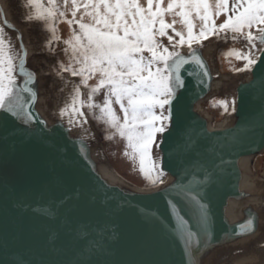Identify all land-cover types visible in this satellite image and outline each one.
I'll use <instances>...</instances> for the list:
<instances>
[{
    "label": "water",
    "instance_id": "1",
    "mask_svg": "<svg viewBox=\"0 0 264 264\" xmlns=\"http://www.w3.org/2000/svg\"><path fill=\"white\" fill-rule=\"evenodd\" d=\"M38 2L39 7L30 0H0L4 54L13 57L17 85L24 87L28 73L34 81L28 85L32 93H20L40 121L31 127L38 132L46 123L52 130L43 139L25 141L8 135L19 128L15 121L0 128V153H9L7 163H0V223L5 225L0 230V264L17 258L19 245L13 238L16 225L23 228L24 243L31 249L29 258L37 264H76L84 258L80 250L93 244L103 251L92 257V264H264V180H249L252 160L264 154V44L257 39L253 48L246 34L227 31L194 41L191 48L188 44L173 48L174 41L158 40L169 51L184 56L195 49L209 74L202 85L194 77L186 78V87L173 105V123L168 131L157 134L150 150V166H156L153 175L161 183L141 189L106 173L112 170L111 164L86 116L82 81L64 71L60 61L56 63L52 57L60 41L58 16L54 21H37L41 12L52 7L48 0ZM251 31L259 37L258 26ZM48 35V42L37 47V40ZM68 46L64 56L69 53ZM233 46L241 47L243 56L251 53L258 61L252 71H242L246 64L242 58L235 70L221 71L218 52ZM43 54L50 61L41 58ZM143 55L149 57L150 53ZM77 87L83 107L76 106L83 115L72 112ZM225 89L233 90L231 102L235 105L231 103L225 119L217 122L208 106L213 99H225L219 96ZM189 138L192 146L185 148ZM245 158L250 160L242 165ZM197 161L215 169L214 183L208 189L212 223L207 243L199 253L190 249L186 254L169 231L171 225L180 222L179 215L170 214L169 200L174 198L170 188L183 180L185 171ZM8 186L29 205L73 197L67 207L77 204L79 210L70 214L72 226L87 221V240L74 238L67 227H62L57 246L48 247L51 222L30 207L8 204L15 199ZM180 207L190 226H195L190 210L182 204ZM146 214L153 223L145 220ZM241 224L246 226L238 227Z\"/></svg>",
    "mask_w": 264,
    "mask_h": 264
},
{
    "label": "snow or ice",
    "instance_id": "2",
    "mask_svg": "<svg viewBox=\"0 0 264 264\" xmlns=\"http://www.w3.org/2000/svg\"><path fill=\"white\" fill-rule=\"evenodd\" d=\"M49 2L53 7L41 12L35 18L37 21H54L55 2L54 0ZM30 3L39 7L38 0H30ZM72 4L73 17L81 6L84 9L81 20L68 21L69 24L77 23L79 31L74 32L72 39L65 42L71 47L79 68L65 67L63 70L71 72L73 76H80L85 86L89 79L99 75L98 83L90 88L87 106L89 109L100 107L109 126L117 129L122 137L126 135L129 147L140 154L142 165L156 142L157 134H163L171 127L173 105L178 100V94L186 87V78L194 77L198 84L202 85L203 78L209 74L205 62L195 49L188 56H184L178 51H169L167 47L158 43L157 35L165 36L166 30L173 28L175 23V20L172 24L166 23L164 19L166 14L180 16L187 27L186 34L175 32L180 39L172 44L173 48L185 43L191 48L194 41L207 39L209 33L230 30L232 33L243 34L245 29H248L246 37L249 42H253V48L257 39L264 44V0H235L231 9L232 14L227 15V19L218 27L211 19L212 10L208 0H169L166 7L162 6L163 0H147L146 7L140 0H83L82 5L78 0H72ZM212 8L216 10L217 15L221 12L227 13L228 0H217ZM193 11L204 22L198 35L194 34V26L189 19ZM84 16L89 18V22H83ZM254 26H258L260 33L258 38L251 31ZM2 33L3 29H0V128H5L10 121H15L19 128H13L8 135L22 137L25 141L29 138L43 139L52 130L48 129L46 123L38 132L31 127L40 121L36 120L30 110L31 105L24 102L20 95L21 92L32 93V88L28 87L34 83L31 79L32 74H27L23 81L24 87L17 85L13 74L15 71L13 57L4 54ZM168 39L171 42L173 37L169 36ZM145 51L150 53L149 57L143 55ZM235 54L246 61L242 71H252L258 63L251 53L242 57L240 53ZM186 65L194 67L190 69L186 68ZM20 71L23 75V64ZM102 89L105 90L103 106L92 103L93 96ZM113 103L119 105L123 113V122L116 114ZM232 103L235 105V101ZM77 104L83 107L79 87L75 89L72 112L83 115ZM64 111L66 109L62 110V115ZM184 146L191 148V138ZM8 159V152L0 153V163L6 164ZM218 167L217 165L216 168ZM155 170V165L148 169L149 172ZM214 176V168L207 162L197 161L192 168L185 171L184 179L170 188L174 196L169 200L170 214L179 215L180 222L171 225L169 231L181 242L186 254L190 249L194 254H198L203 244L207 243L209 226L212 223L208 189L214 183ZM8 187L15 197L14 200L8 201V204L13 208L30 207L33 213L51 222L52 226L48 230V247L57 246L62 227H67L74 238L87 240L90 231L87 221H80L72 226L70 214L79 210L77 204L67 207L73 197L65 196L29 205L22 197L16 195L14 187ZM76 199H79V194ZM181 204L190 210L196 222L195 226H190V221L181 214ZM145 220L149 223L154 222L147 214ZM245 226L241 224L238 227ZM4 227L5 225L0 223V230ZM13 238L19 247L15 253L17 258L11 260L9 264H37L29 258L28 253L31 249L24 243V232L20 225L15 226ZM102 251L103 248L98 244L81 249L80 254L84 258L78 259L76 264H92V257Z\"/></svg>",
    "mask_w": 264,
    "mask_h": 264
},
{
    "label": "rangeland",
    "instance_id": "3",
    "mask_svg": "<svg viewBox=\"0 0 264 264\" xmlns=\"http://www.w3.org/2000/svg\"><path fill=\"white\" fill-rule=\"evenodd\" d=\"M49 2V0H48ZM50 3V2H49ZM51 4V3H50ZM56 4H58L55 7L56 14L58 16V20L63 19V15H60V13H63L64 9V1L63 0H56ZM53 7V5L51 4ZM51 7V8H52ZM89 22V18H83V22ZM24 25V24H22ZM59 25V24H58ZM255 27V26H254ZM79 31V26L77 23L69 24L66 22V24L61 23L60 26L57 27V33L59 37V42H57L54 46V50L52 53V57L55 59V62H59V65L62 68L65 67H74L79 68V64L75 62V59L73 57V53L71 50V47L68 46L69 53L67 56H64L65 52L67 51V45L65 42L67 40L72 39L73 33ZM30 34L27 35L29 37ZM48 36L42 39H40V42L37 40V45L42 47V44L44 42H48ZM66 37V39L64 38ZM30 40L35 41V39L31 38ZM29 40V41H30ZM53 41V39H52ZM49 48V47H48ZM45 51V50H43ZM64 56V57H63ZM243 56V55H242ZM241 56V57H242ZM41 58L45 60H49V56L46 57V54H43L40 56ZM51 57V58H52ZM53 59V62H54ZM221 63V70L222 72H229V70H233L234 68H237L238 61L230 59L227 61V64H224L222 58H220ZM50 66L53 68L54 66L50 64ZM71 73V72H70ZM80 77V76H79ZM81 81L82 78L80 77ZM99 75L94 76L93 78L89 79L87 82V86L85 87L84 92V109L86 116L88 117L89 121L91 122L92 126L96 130L99 138L101 147L105 153L106 158L108 159L109 163L111 164V168L125 181L132 184L133 186L141 189H152L157 187L160 183V181H157V176L153 175V171L149 172L148 169L151 168L150 166V153L145 158L143 165L141 164V158L140 154L136 152L133 148L129 147L128 140L126 135L121 136L117 129L111 128L109 124L106 122V118L104 117L103 113L100 110V107L88 108L89 103V92L90 88L95 86L98 83ZM219 96H225V99H213L221 101V105H216L214 107L212 114L214 121L221 122L225 119V115L227 114L230 106H231V100L233 99L234 92L232 89L226 90L224 92H220ZM105 99V90L102 89L100 92L95 94L92 98V103L96 105L103 106V101ZM113 108L118 116L121 117V122H123V113L121 112L119 105L113 103ZM209 109V108H208ZM109 138H105V137ZM249 166V177L250 181H260L261 179L264 180V154L258 155L255 157L251 164ZM160 178V177H158Z\"/></svg>",
    "mask_w": 264,
    "mask_h": 264
},
{
    "label": "crops",
    "instance_id": "4",
    "mask_svg": "<svg viewBox=\"0 0 264 264\" xmlns=\"http://www.w3.org/2000/svg\"><path fill=\"white\" fill-rule=\"evenodd\" d=\"M63 1H64V5H63L64 9L62 11L63 12V17H61L63 19H60L58 26H60V22L61 23L64 22V24H66V22H68L69 20H81V17L83 16V13H84L83 7L81 6L80 10L77 11L76 16L73 17L72 16V12H73V7L74 6L72 4V0H67V3H65V0H63ZM54 2H55V5L57 6L58 4H56V0H54ZM78 2L81 3V5H82L83 0H78ZM168 2H169V0H163L162 6L166 7ZM140 3L143 6H145V7L147 6V0H140ZM208 3L210 5V9L212 10L211 19L215 22V24L218 27L221 23H223L227 19V15L232 14L231 13V9H232V7H233V5L235 3V0H228V10L229 11L227 13L221 12L219 15H217L216 14V10L214 8H212V6L217 3V0H208ZM176 11L178 12L179 9H177ZM83 18H86V16H84ZM164 19H165L166 23L172 24L174 20H175V23L173 24V28H170V29L166 30V35L165 36L161 37V36L157 35V41L159 39L169 40L168 37L172 36L173 37L172 41L176 42V41H178L180 39V37L176 36L175 32H184L186 34L187 27L182 22V18L180 16L172 14V13H168V14L165 15ZM189 19H191V21L193 23V26H194L193 27V32H194V34L198 35L200 29L204 25V22L199 19V16L194 11H193L192 15L189 17ZM157 27H158V25H157ZM173 29H175V31H173ZM225 31L231 32L230 30H225ZM247 31H248V29H245V33L244 34H246ZM210 34H212V33H209L208 35H210ZM185 38H186V35H185ZM185 44H187V43H185ZM224 51H230V53H233V54L240 53V56L243 55V49L241 47H239V46H233V47H230L227 50H220L219 52H224ZM219 52H218V59H219ZM144 53H148V52L145 51ZM230 59L236 60L239 63V60L241 58H238V56H236V54H235V56L233 55ZM224 63L227 64L226 62H224ZM219 64H220V67H221L220 59H219ZM235 69L236 68H234L233 70H235ZM233 70H229V72H231ZM82 87H83L84 92H85V87H84L83 82H82Z\"/></svg>",
    "mask_w": 264,
    "mask_h": 264
},
{
    "label": "trees",
    "instance_id": "5",
    "mask_svg": "<svg viewBox=\"0 0 264 264\" xmlns=\"http://www.w3.org/2000/svg\"><path fill=\"white\" fill-rule=\"evenodd\" d=\"M55 7H56V6H55ZM60 24H61V22H60ZM233 55L235 56V54L230 53V51L219 52V59L222 58L223 62H227V61L230 60V58H231ZM236 56H237V55H236ZM224 64H225V63H224ZM221 104H222L221 101H219V100H214V101H211V102L209 103L208 108H209V110L213 113L214 107H215L216 105H221Z\"/></svg>",
    "mask_w": 264,
    "mask_h": 264
},
{
    "label": "bare ground",
    "instance_id": "6",
    "mask_svg": "<svg viewBox=\"0 0 264 264\" xmlns=\"http://www.w3.org/2000/svg\"><path fill=\"white\" fill-rule=\"evenodd\" d=\"M248 160H250V158H245V159L241 160V164H242V165H245V163H246ZM250 166H251V165H250ZM249 169H250V168H249ZM108 170H109V171H106V173L109 174V175H111V176H113V179H115L114 177H116V178L119 177V175L115 173V171L113 170V168H112L113 171H112L110 168H109ZM234 264H237V263H234Z\"/></svg>",
    "mask_w": 264,
    "mask_h": 264
}]
</instances>
